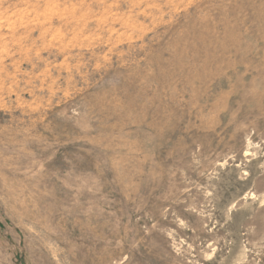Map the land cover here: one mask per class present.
Listing matches in <instances>:
<instances>
[{
	"label": "rangeland",
	"instance_id": "rangeland-1",
	"mask_svg": "<svg viewBox=\"0 0 264 264\" xmlns=\"http://www.w3.org/2000/svg\"><path fill=\"white\" fill-rule=\"evenodd\" d=\"M0 264H264V0H0Z\"/></svg>",
	"mask_w": 264,
	"mask_h": 264
}]
</instances>
